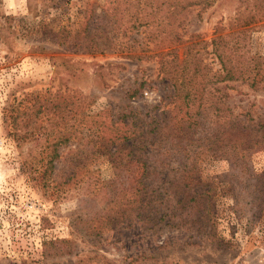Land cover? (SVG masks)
Wrapping results in <instances>:
<instances>
[{"label": "rangeland", "instance_id": "1", "mask_svg": "<svg viewBox=\"0 0 264 264\" xmlns=\"http://www.w3.org/2000/svg\"><path fill=\"white\" fill-rule=\"evenodd\" d=\"M105 5L107 0H0V264H264V210L256 207L255 193L243 190L234 159L197 164L205 181L220 184L218 205L203 230L180 225V218L154 228L123 226L130 209L122 197L112 201V182L125 170L110 163L87 116L78 124L82 112L109 108L123 123L137 118L148 126L169 117L174 104L163 105L174 88L157 57L87 52L91 43L75 34L86 23L101 25L97 15ZM237 30L244 50L264 57V0H200L174 25L185 38L195 33L207 41ZM186 44L178 46L179 60ZM209 60L220 67L216 57ZM239 88L243 92L233 90L229 99L236 111L264 113V89ZM65 91L84 100L83 110L75 104L81 113L70 120L75 125H69L67 143ZM248 162L263 172L264 149ZM186 163L176 157L163 172L181 175ZM108 215L118 216L115 229ZM65 238L75 241L67 255L63 244L49 243Z\"/></svg>", "mask_w": 264, "mask_h": 264}, {"label": "trees", "instance_id": "2", "mask_svg": "<svg viewBox=\"0 0 264 264\" xmlns=\"http://www.w3.org/2000/svg\"><path fill=\"white\" fill-rule=\"evenodd\" d=\"M198 2L107 0L97 15L101 25L86 23L75 34L91 43L89 53L115 51L139 60L157 57L161 71L174 88L172 100L163 105L174 104L169 117L161 121L156 117L148 126L137 118L123 123L109 108L92 114L82 112L78 124L83 125L87 116L101 134L110 163L119 171L125 170L124 175L118 172L112 182L117 190L112 201L122 197L130 209L123 226L143 222L154 228L161 221L173 225L174 218H180L181 224H177L182 226L206 228L218 205L220 185L205 181L196 171L197 164L207 158L234 159L243 190L255 193L256 207L264 210V171L257 173L248 165L250 157L264 149V113L253 107L236 111L229 102L233 90L243 92L239 84L264 89V79H259L264 72V57L244 50L239 30L215 33L211 41L195 33L185 38V33L174 31L182 10ZM184 43V58L179 60L178 46ZM210 56L217 58L219 68L209 60ZM111 63L100 64L98 70ZM83 102L81 96L65 91V143L71 140L67 133L70 120L76 122L81 113L75 104L83 110ZM179 156L187 162L183 174L171 176V170L163 172ZM109 217L108 224L115 229L119 218ZM49 243L63 244L67 255L72 253L75 241L65 238Z\"/></svg>", "mask_w": 264, "mask_h": 264}]
</instances>
